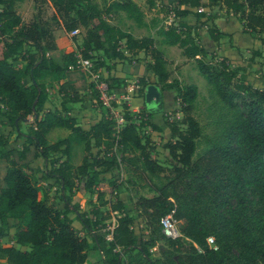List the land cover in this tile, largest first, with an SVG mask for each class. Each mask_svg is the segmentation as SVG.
<instances>
[{
  "label": "trees",
  "instance_id": "trees-1",
  "mask_svg": "<svg viewBox=\"0 0 264 264\" xmlns=\"http://www.w3.org/2000/svg\"><path fill=\"white\" fill-rule=\"evenodd\" d=\"M23 1L0 0V116L23 138L20 149H9L7 137L0 132V163H4L0 174V259L7 264H92L88 258L92 248L98 252L99 264H264V74L261 85H256L248 79L247 71L255 56H263L262 49L248 46L253 57L243 59L244 64L228 57L216 59L221 39L228 37L235 42L240 38L222 32L214 23L206 27L205 22H213L217 16L197 12L199 7L224 8L238 16L242 33L264 47V0H173L168 9L173 20L156 30L160 44L178 47L186 62H194L209 91L227 109L219 136L206 139L202 151H198V144L204 139L203 129L194 117L197 86L171 78L164 53L153 36L137 38L110 21L122 11L137 27L143 26L145 12L136 2L41 0L53 9L51 21L44 20L38 11L24 23L16 10ZM145 3L148 9L155 7V0ZM189 14L196 17L195 24L181 20ZM54 25L60 26L63 34H56ZM203 26L216 47L200 38ZM78 28L84 35L77 52L62 51L56 41ZM26 46L33 51L25 50ZM125 51L131 55L144 51L150 59L146 67L150 75L138 76L140 96L150 83L160 91L174 90L177 94L185 128L160 118L171 132L164 145L174 161L170 168L151 158L149 139L143 140L138 124L127 112L116 138L114 123L105 115L84 129L62 109H44L47 83H56L60 93L75 97L81 86L87 87L84 74L75 67L68 68L77 65V54L82 60H92L93 54L100 52L101 58L95 61L97 69L107 60L127 59ZM21 53L24 65L15 67L11 59ZM261 66L264 69V63ZM110 81L117 84L113 76ZM109 87L118 93L122 90L111 84ZM152 106L144 103L141 124L160 132L156 116L161 110ZM23 123L28 124L26 132L20 131ZM55 128H65L69 133L50 143L47 134ZM80 145L86 154L81 164L73 165L72 149ZM115 145L128 150L122 159L135 175L146 173L159 179L150 184L154 194L140 195L132 214L124 210L120 199L111 203L98 192V206L88 213L80 212L78 203L71 202L74 178H84V188L91 190L101 174L119 163L116 152L115 157L106 159L93 155L91 148L109 150ZM57 152L65 159L58 160ZM37 158L43 159L46 168L40 178L54 179L59 185L62 209L49 201L46 192L38 198L39 180L28 172ZM108 204L110 208L102 210ZM171 212L183 223V236L175 240L165 238L160 227L161 217ZM111 213L115 221L109 231L111 225L105 221ZM11 218L16 223L10 238L27 247L25 250L1 242L9 237ZM137 219L145 223L143 237L134 230ZM75 221L80 229L75 228ZM108 232L111 239L106 238ZM209 236L216 248L208 246ZM158 243L161 246L155 258L150 249Z\"/></svg>",
  "mask_w": 264,
  "mask_h": 264
},
{
  "label": "rangeland",
  "instance_id": "rangeland-1",
  "mask_svg": "<svg viewBox=\"0 0 264 264\" xmlns=\"http://www.w3.org/2000/svg\"><path fill=\"white\" fill-rule=\"evenodd\" d=\"M98 1L101 4L103 3L101 0ZM107 1L111 0H106V2ZM204 1L208 3V0ZM136 2L143 8L145 12L144 17L148 23H151L152 18L158 19L157 16H155L156 12L147 8L145 0H136ZM16 10L24 23L31 21L38 11L44 20L51 21V15L53 12L52 7L48 4L42 3L41 0H24L18 4ZM205 10L207 11L206 15L211 13L217 16L213 22H205L206 27H210L214 23L222 32L230 33L232 36H236L238 39L240 38V40H234L235 42H230L228 37L221 39L219 45L217 46L218 48H216V59L228 57L232 61H236L234 59H237L239 63L244 64L242 62L243 59L246 60L253 57L252 49H249L248 46L253 47L254 49L260 47L264 56V47L260 45L259 40H252L241 32L243 27L241 21L238 19V16L217 5L211 7L208 6V8L205 7ZM204 20L205 18H203L201 21ZM110 21L115 25L122 26V28L129 30L135 35L147 36L148 32L150 33V31L145 29L138 30L134 28L137 27L135 23L123 15L114 16ZM216 21H218V24ZM129 26H131V28ZM206 27L199 29V35L201 39H203V37L210 39L209 34L206 31ZM54 28L56 34H63V30L60 26L54 25ZM156 30L153 31L154 34L156 33ZM83 35V29H81V33L76 37H69L67 33L66 35L64 34L62 38H60V41L57 40L56 43L58 47L64 52H77V47L81 44ZM210 40L205 39V41L209 42L211 46L216 47V43ZM236 45L239 47L238 50L235 48ZM25 50L33 51V48L26 46ZM140 52H138L136 55H131L129 52L125 51V54L128 57L127 59L107 60L104 67L97 69H95V61L99 60L101 56L100 52H95L93 54V61H83L77 68L81 73L84 74L86 78V84L88 83L89 85L87 84V87L81 86L78 90L77 96L75 97L72 94L69 95L60 93L56 83H47V100L44 109H62L66 115H74L73 117H75L77 123L82 128L88 129L92 124L100 120L103 115L106 116V113L109 112V110H107V108L102 104L95 83L97 81H107L108 84H111L112 88H122L120 93L117 92V102H112V104L115 105V111L121 116H124V113L126 112L132 116L133 121L138 124L137 129L140 136L143 138V140L148 138L150 145L153 147L152 151L150 152L151 158L155 159L160 165L170 168L174 161L170 157L168 150L164 147V145L169 140L171 132L166 124H162V122H160V118L165 117V119L170 124L184 129L185 126L181 123L183 116L180 111L179 102L175 99L177 95L176 92L174 90H164L161 91L160 103L157 105L151 104L153 105L152 107L156 106L157 109L161 110V112L156 116L159 123L161 124V131H153L148 125L141 124V116L145 112V109L143 96H140V93L137 92V80L138 76L148 75L146 74V67L147 64L150 63V59L144 51ZM22 55L24 54L21 53L16 58L11 59V62L15 67H21L24 65V61L21 59ZM263 56H255L251 63L252 66L247 70L249 74L248 79L256 85H261L263 82L262 75L264 74V69H262L261 66L264 63ZM147 59H149V61H147ZM165 59L167 61V69L172 73V79L176 78L182 84H195L198 88L194 117L198 120L203 129L204 139H202V141H200L198 144V151H202L206 148V139L219 136L221 132V125L224 119L228 116L227 109L222 105L218 98L209 91L206 80L198 73L192 60L186 62L183 56L178 57L177 53L175 52L169 53V55L166 54ZM90 71L97 74V80L90 75ZM112 76L117 79V84L110 81V77ZM26 82H28V79H26ZM31 120L32 119L29 118L27 123L29 124ZM27 123H23L21 125L20 131H27ZM0 132L8 139L7 148L20 149L22 147L23 138L18 136L17 131L2 116H0ZM68 133L69 131L65 128H55L47 134V139L50 143H53L60 138L66 137ZM115 152L116 159L119 162L118 166H114L111 171L101 174L91 190L87 191L84 188V178H74L75 186L72 192L71 202L72 204L78 203L80 212L88 213L92 208L98 206L99 202L101 201L98 197V192H103L104 198L110 200L111 203H115L117 199H120L124 203V210L132 214H135L134 205L140 195L150 197L154 194V191L150 190V184L159 182V179L153 176L149 177L146 173L141 175V177L135 175L125 160L122 159L123 155H127V149L123 151L121 150V147L115 149V146L109 150H106L104 147L91 148V153L93 155L97 154L98 156L106 159H110L113 156L115 157ZM84 154L86 153L84 152L81 145L75 146L71 153L72 164H81ZM55 156H57L58 160L60 161L65 159L63 153L57 152ZM133 157H136V154H133ZM133 163L135 164V162ZM3 165L4 163H0V174L3 172ZM45 169L46 168L43 165V159L37 158L31 164V169L28 170L29 173L35 175V177H37L39 180L41 191L38 194V198L41 199L43 197V192H46L49 201L53 203L57 209H62L63 203L58 199L60 194L59 185L54 179L45 181L40 178L41 174L45 172ZM161 175L162 174H160V176ZM109 208L110 207L108 204L102 207V210ZM114 221L115 214L111 213V218L105 222L112 225ZM15 223V219H9V224L12 225L9 230V237L2 238L1 242L5 245H13L17 248L25 250L27 247H21L15 244L10 238V235H12L14 232L13 225ZM177 223V226L179 229H181L183 226L182 221H178ZM74 225L75 228L80 229L79 222L75 221ZM133 227L139 237L146 235L145 223L142 219H137ZM79 235L82 236L83 233L80 232ZM160 246L161 243H158L156 246L150 249L153 257L156 258L159 256ZM88 258L92 264H99V255L96 250L90 248L88 250ZM0 264L7 263L4 259H0Z\"/></svg>",
  "mask_w": 264,
  "mask_h": 264
},
{
  "label": "built area",
  "instance_id": "built-area-1",
  "mask_svg": "<svg viewBox=\"0 0 264 264\" xmlns=\"http://www.w3.org/2000/svg\"><path fill=\"white\" fill-rule=\"evenodd\" d=\"M197 12L201 13V12H207L205 10V8L203 7H199L197 8ZM81 33V29H74L72 31L68 32L69 37H76ZM77 62H76V66L74 65H70L68 68L69 69H73L78 68L79 64H81L83 61L86 60H82L80 59L79 55L77 56ZM86 70V68H85ZM90 75L93 78H97V74H95L94 72L92 73L91 71L89 72ZM97 80V79H96ZM96 89L99 92V97L102 101V104L107 108V110H109L108 113H106V116L108 119H110L111 121H113L114 125H113V134L115 135V137L117 138V134L120 131V129L123 127L124 123H125V117L119 115L116 111H115V105L112 104V102H117V92L115 90H112L109 87V84L107 81H97L96 83ZM117 148V146L115 145V149ZM178 221L173 217L172 212L161 217L160 219V227H161V232L163 234V236L167 239H171V240H175L178 238H181L183 235L179 229V227L177 226ZM112 226V227H111ZM110 227H108V230L111 231L113 228V224ZM107 239H111V233L108 232L106 235ZM207 244L209 247L212 248H216L215 246V242L213 237L209 236L207 237Z\"/></svg>",
  "mask_w": 264,
  "mask_h": 264
},
{
  "label": "crops",
  "instance_id": "crops-1",
  "mask_svg": "<svg viewBox=\"0 0 264 264\" xmlns=\"http://www.w3.org/2000/svg\"><path fill=\"white\" fill-rule=\"evenodd\" d=\"M112 1V0H111ZM134 2H136V0H133ZM173 0H155V7L151 8V10H153L155 13V16H157L158 19L156 18H152L151 20V23H148L147 20L145 19L144 17V25L141 26V27H134L138 30H141V29H145L147 31H150V33L148 32L147 35H151L153 36L155 39H156V45L160 48V50L164 53L165 55V58H166V54L169 55V53H177L178 57L181 56V53H180V49L176 46H168V45H162L159 43V40H160V37L156 35V33L154 34V30L158 29L159 26H162L164 24H166L168 21H172L173 20V17H172V13L169 11H167L169 9V6L171 5ZM137 3V2H136ZM138 4V3H137ZM140 6V4H138ZM141 7V6H140ZM142 8V7H141ZM143 9V8H142ZM167 11V12H166ZM126 16L124 15V13L119 12L118 14H115L112 16V18L114 16ZM203 19V18H202ZM201 19V20H202ZM182 21L186 22V23H189V24H195L196 23V17L192 14H189L185 17H183L181 19ZM218 20V19H217ZM159 23V24H158ZM216 23L218 24V21H216ZM114 24V23H113ZM157 25V26H156ZM118 26V25H117ZM220 26V25H219ZM119 28H121L122 30H125V31H128L130 32L129 30H126L124 28H122V26H118ZM131 28V26H129ZM205 27V26H203ZM202 27V28H203ZM133 36L137 37V38H140L142 37V35H135L133 34L132 32H130ZM203 39L205 40H210V39H207L206 37H203ZM61 39H58V41H60ZM211 41V40H210ZM141 53V52H140ZM182 59V58H180ZM147 61H149V59H147ZM188 64V63H187ZM185 64V65H187ZM150 73V72H149ZM148 72H146V74H149ZM150 75V74H149ZM74 115H72L73 117ZM93 125V124H92Z\"/></svg>",
  "mask_w": 264,
  "mask_h": 264
},
{
  "label": "water",
  "instance_id": "water-1",
  "mask_svg": "<svg viewBox=\"0 0 264 264\" xmlns=\"http://www.w3.org/2000/svg\"><path fill=\"white\" fill-rule=\"evenodd\" d=\"M161 101V91L159 90L158 86H156L153 83L148 84L145 87L144 93H143V102L146 105L151 104H158Z\"/></svg>",
  "mask_w": 264,
  "mask_h": 264
}]
</instances>
